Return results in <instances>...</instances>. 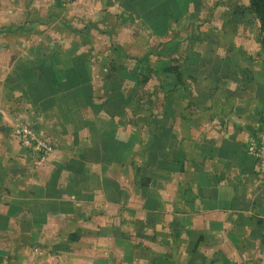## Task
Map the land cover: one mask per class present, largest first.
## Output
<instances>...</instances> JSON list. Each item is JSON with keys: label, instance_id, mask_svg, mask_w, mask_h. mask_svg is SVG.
Masks as SVG:
<instances>
[{"label": "crops", "instance_id": "0c3cea01", "mask_svg": "<svg viewBox=\"0 0 264 264\" xmlns=\"http://www.w3.org/2000/svg\"><path fill=\"white\" fill-rule=\"evenodd\" d=\"M4 80L0 264H253L264 182L244 155L255 114L240 96H264L238 88L221 127L203 112L170 118L167 133L153 134L149 166L111 131L108 111L96 116L91 93L82 106L75 87ZM20 122L54 143L39 167L14 136Z\"/></svg>", "mask_w": 264, "mask_h": 264}, {"label": "rangeland", "instance_id": "374dc122", "mask_svg": "<svg viewBox=\"0 0 264 264\" xmlns=\"http://www.w3.org/2000/svg\"><path fill=\"white\" fill-rule=\"evenodd\" d=\"M248 2L0 0V76L23 88L47 79L75 87L82 106L91 93L96 116L108 111L135 162L152 166L153 134L167 133L170 118L203 112L221 127L238 88L264 96L263 32ZM249 97L240 96L255 114L244 155L264 182L247 152L251 141L264 151V98ZM252 244L251 263L264 262V235Z\"/></svg>", "mask_w": 264, "mask_h": 264}, {"label": "built area", "instance_id": "2783aa9c", "mask_svg": "<svg viewBox=\"0 0 264 264\" xmlns=\"http://www.w3.org/2000/svg\"><path fill=\"white\" fill-rule=\"evenodd\" d=\"M13 133L20 146L32 156L36 167L41 166L54 150V143L50 138L38 134L33 127L25 122L18 123ZM262 139H264V135L260 137V140ZM247 149L248 154L257 158L258 171L260 170L259 173L264 175V154H262L264 151L258 148L255 141H251Z\"/></svg>", "mask_w": 264, "mask_h": 264}, {"label": "trees", "instance_id": "16d2710c", "mask_svg": "<svg viewBox=\"0 0 264 264\" xmlns=\"http://www.w3.org/2000/svg\"><path fill=\"white\" fill-rule=\"evenodd\" d=\"M249 10L253 13L256 19L259 21L260 29L263 32L261 39L262 49L264 51V0H248Z\"/></svg>", "mask_w": 264, "mask_h": 264}]
</instances>
